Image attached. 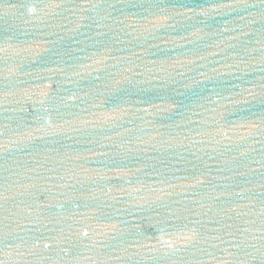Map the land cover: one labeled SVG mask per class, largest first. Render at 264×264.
<instances>
[{
  "label": "water",
  "instance_id": "obj_1",
  "mask_svg": "<svg viewBox=\"0 0 264 264\" xmlns=\"http://www.w3.org/2000/svg\"><path fill=\"white\" fill-rule=\"evenodd\" d=\"M0 264H264V0H0Z\"/></svg>",
  "mask_w": 264,
  "mask_h": 264
}]
</instances>
